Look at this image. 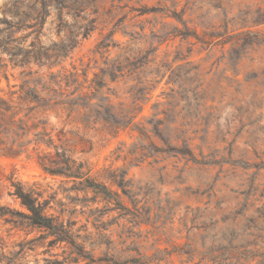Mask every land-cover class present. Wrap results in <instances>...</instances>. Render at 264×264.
<instances>
[{"label": "rangeland", "instance_id": "374dc122", "mask_svg": "<svg viewBox=\"0 0 264 264\" xmlns=\"http://www.w3.org/2000/svg\"><path fill=\"white\" fill-rule=\"evenodd\" d=\"M85 1L86 9L66 1L63 21L50 6L43 45L79 34L53 69L15 65L0 50V98L18 101L21 87L42 93L50 71L77 67L89 79L100 73L93 102L113 105L117 115L142 107L135 124L119 130L94 113L86 124L79 114L74 123L51 115L55 144L72 136L64 127L83 138L73 157L92 177L112 185L127 173V194L119 189L125 207L46 173L38 155L52 159L54 148L32 142L0 154V203L20 208L14 182L42 190L50 213L75 222L88 257L73 262L65 244L41 243L25 264H264V0ZM33 5L0 0V40L12 36L16 52L35 36L24 38L32 28L23 26L36 21ZM102 41L110 46L98 48ZM127 46L138 53L130 62ZM186 147L195 158L176 151Z\"/></svg>", "mask_w": 264, "mask_h": 264}, {"label": "trees", "instance_id": "16d2710c", "mask_svg": "<svg viewBox=\"0 0 264 264\" xmlns=\"http://www.w3.org/2000/svg\"><path fill=\"white\" fill-rule=\"evenodd\" d=\"M66 1L68 0H34L31 10L36 14L35 17H32L36 21L23 25L32 28L29 33L24 35V38L35 34L31 42L26 48L22 46L18 48L16 52L11 45L13 38L9 36V40H0V50L8 53L15 65L31 67L30 64L33 63L39 67L46 65L51 70L56 65L61 64L79 43L77 39L79 34L68 38L69 43H67V39L54 41L50 45H43L39 36L41 35L40 30L51 15V5H54L58 10L57 19L63 21L65 8H70L65 5ZM75 1L78 2L76 5L79 8H87L85 0H73V2ZM38 5L39 7H37ZM3 10L5 15L10 13L6 8ZM149 10L156 11V8ZM172 16L182 21L179 12L174 11ZM4 20L7 24L13 23L7 18ZM92 22L94 23L95 20ZM12 27L10 26L9 31H6L8 35H11ZM59 30L57 31L58 35L61 33V27ZM91 30L88 28L83 33V37H87ZM114 34L115 31L112 30L110 36L113 37ZM98 45V48L110 46L109 43L103 41ZM123 54L127 62L138 55L136 49L130 48V46L126 47ZM126 68L127 66L121 65L116 70L124 72ZM31 72L33 73V71ZM36 72L34 71V73ZM101 73L104 74L105 71L101 70ZM116 74L115 71L110 73L112 80L117 77ZM99 75L100 73H95L94 78L89 79L87 71L81 74L77 67H74L73 71L65 68L56 72L50 71L49 79L41 89L42 93L32 87H21V95H19L18 101L0 98V154L13 156L16 153L24 152V145L32 142L38 146L45 145L46 148H54L55 157L52 159L48 158L50 152L38 155V162L46 173L66 177L72 180L74 185L78 184L79 187H76L78 190L87 191L91 189L106 202L125 207L119 189L122 190L123 194H127L126 172L123 175H116L111 180L112 185L98 181L90 175V169L84 170L85 163L83 161L78 162L73 157L76 146L84 143L83 138H77L74 136L77 133L73 130H66L65 127L61 129L63 136L68 133L72 134L71 137L66 138L65 144L61 146L55 144L53 136L56 126L51 121L52 114H55L64 123L66 119L73 123L78 122L76 115L79 114L81 123L86 124L90 121L91 113H94V116L109 123L108 126L118 130L135 124L134 120L137 113L142 111V107L135 114L126 110L117 115L113 105L92 101L96 97L98 88L103 86V80L98 81L96 79ZM81 76H83V80H81ZM71 87L77 88L68 91ZM85 88L87 91H84ZM31 134L33 137L28 138ZM141 134H143L142 131ZM145 136L148 137L146 134ZM21 137H26V142L17 140ZM176 151L194 157L190 147L178 148ZM12 185L15 189L11 194L19 200L20 208L0 203V264H25L30 251L35 250L41 243H47L50 248L57 244H65L64 250L70 251L73 262H79L81 258H88L81 235L73 227L75 222L70 219L65 221L59 215L50 213L48 209L50 198H45L42 190L33 186L26 187L21 182H14ZM114 185L117 186V189L113 188ZM20 232H23V235L19 236L20 239H14ZM34 232H38V235L31 237L30 235Z\"/></svg>", "mask_w": 264, "mask_h": 264}]
</instances>
